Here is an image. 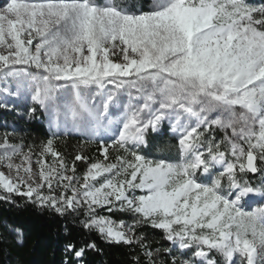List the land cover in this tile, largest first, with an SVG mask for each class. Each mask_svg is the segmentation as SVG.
<instances>
[{
  "label": "snow or ice",
  "instance_id": "obj_1",
  "mask_svg": "<svg viewBox=\"0 0 264 264\" xmlns=\"http://www.w3.org/2000/svg\"><path fill=\"white\" fill-rule=\"evenodd\" d=\"M0 93L29 101V115L43 109L57 130L100 137L102 156L77 176L88 158L69 167L57 132L33 173L31 148L5 133L0 164L16 174L0 171V191L62 216L84 208V229L138 245L147 264L144 224L172 244L155 249L170 257L161 264H178L174 248L191 254L179 264H264V0H4ZM165 121L178 160L142 152ZM66 248L99 251L94 240Z\"/></svg>",
  "mask_w": 264,
  "mask_h": 264
},
{
  "label": "trees",
  "instance_id": "obj_2",
  "mask_svg": "<svg viewBox=\"0 0 264 264\" xmlns=\"http://www.w3.org/2000/svg\"><path fill=\"white\" fill-rule=\"evenodd\" d=\"M137 8L150 5L151 0H127ZM259 3L260 0H254ZM4 0H0V5ZM31 104H18L13 110L0 106V131L10 133L14 141L26 146L43 145L55 132L48 120V114L37 108L35 115L28 114ZM219 135L217 139H219ZM147 146H142L143 154L152 157L163 155V159L179 158L178 138L170 134L169 126L165 123L159 133H149ZM100 141L75 132H58L54 137V145L64 160L72 166L75 156L81 154L88 158L85 162L75 161L76 171L84 173L88 163L94 159H102L99 152ZM116 153L110 150V156ZM173 158V159H171ZM99 211V210H98ZM84 208L76 212L60 215L47 207H40L27 197L10 196L0 191V264H135L133 257L139 256L141 264H147L143 250L138 245L110 244L95 232H89L82 227L80 220L84 219ZM101 215H109L99 211ZM113 220L131 222L132 214L113 212ZM145 236V242L154 252L156 264L170 260L167 254L155 249L172 247L171 242L164 238L162 230L152 228L148 224L136 230V234ZM94 240L99 251L86 249L82 258H77L74 252L67 250L69 243L79 249L85 242ZM178 264L183 259L190 258L187 250L174 248Z\"/></svg>",
  "mask_w": 264,
  "mask_h": 264
},
{
  "label": "rangeland",
  "instance_id": "obj_3",
  "mask_svg": "<svg viewBox=\"0 0 264 264\" xmlns=\"http://www.w3.org/2000/svg\"><path fill=\"white\" fill-rule=\"evenodd\" d=\"M253 1H254V0H249V2H251V3H254ZM113 59H117V60H118L119 57H113ZM109 88H111V86H109ZM22 103L30 104L29 101H26V100H24V99H17V98H14V97H9V96H5L3 93H0V106L3 107V105H5V104L7 105V107H3V108H7V109H10V110H13L14 107H16L18 104H22ZM47 114H48V113H47ZM48 120H49V123L51 124V122H50L51 118H50L49 114H48ZM165 123L169 126V124H168L167 121H165L164 124H165ZM51 126L54 128L55 132H65L63 129L57 130L52 124H51ZM162 126H163V125H162ZM162 126H161V128H162ZM169 132H170V134L175 135V134H173V133L171 132L170 127H169ZM5 133H6V132H1V131H0V137H2ZM7 134H9V140H10V143H14V144L22 145V146H23V151H24L25 153H27V152L29 151V149L31 148V150H32V171H33V173H36V172L38 171V165L36 164V160H37V158H38V156H39V153H40L41 150H42V145L40 144V145H38V146H26V145H23L22 143H20L19 141H14V140L12 139V136H11L10 133H7ZM100 136H102V137H104L105 139H107V137H106V135H105L104 133H101ZM175 136H176V135H175ZM96 139L100 141V137H97ZM114 153H115V152H114ZM111 158H114V156H113V157L110 156V159H111ZM154 158H162V159H163L164 156H163V155H161V156L159 155V156H156V157H154ZM171 159H173V158H171ZM178 159H179V158H177L176 160H178ZM44 160H45L47 163H52L53 157L51 156V154H48V155H46V156L44 157ZM173 160H175V159H173ZM20 161H21V157H20V156H17V157H15V158L13 159V163H14V164H19ZM68 165H69V164H68ZM69 167H71V165H69ZM86 168H87V167H86ZM0 171L4 172L5 175L15 176V174H16L14 170L10 173V172H9V169H8L6 166H4V164H0ZM84 172H85V171H84ZM67 174H68V175H71L72 173L69 172V173H67ZM82 174H83V173H82ZM82 174H81V172L76 171V175H77V176H82ZM20 175L23 176V175H25V174L23 173V171H21ZM80 182L83 183L82 179H81ZM53 187L56 188L55 185H53ZM45 192H47V189H45ZM59 192H60V189H59V188H56V193H55V194H59ZM68 195H71V192H69ZM253 206H255V205H253ZM182 259H183V258H182ZM182 259H181V260H182ZM238 264H239V262H238Z\"/></svg>",
  "mask_w": 264,
  "mask_h": 264
}]
</instances>
